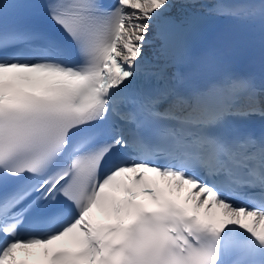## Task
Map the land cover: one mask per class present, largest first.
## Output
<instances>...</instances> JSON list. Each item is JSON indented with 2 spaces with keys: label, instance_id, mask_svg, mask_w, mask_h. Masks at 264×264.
I'll return each mask as SVG.
<instances>
[{
  "label": "snow or ice",
  "instance_id": "snow-or-ice-1",
  "mask_svg": "<svg viewBox=\"0 0 264 264\" xmlns=\"http://www.w3.org/2000/svg\"><path fill=\"white\" fill-rule=\"evenodd\" d=\"M27 7L0 0V264H264V87L184 91L145 56L191 9L264 24V0H183L179 20L176 0H49L50 30L4 24Z\"/></svg>",
  "mask_w": 264,
  "mask_h": 264
}]
</instances>
